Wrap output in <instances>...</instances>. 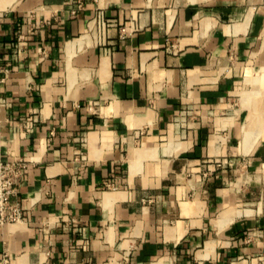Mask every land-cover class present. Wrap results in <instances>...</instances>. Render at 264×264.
<instances>
[{"label": "crops", "instance_id": "1", "mask_svg": "<svg viewBox=\"0 0 264 264\" xmlns=\"http://www.w3.org/2000/svg\"><path fill=\"white\" fill-rule=\"evenodd\" d=\"M84 1L0 0V264H264V0Z\"/></svg>", "mask_w": 264, "mask_h": 264}, {"label": "built area", "instance_id": "2", "mask_svg": "<svg viewBox=\"0 0 264 264\" xmlns=\"http://www.w3.org/2000/svg\"><path fill=\"white\" fill-rule=\"evenodd\" d=\"M85 5L84 0H74L71 15L76 16ZM100 20V18H99ZM100 21H98V24ZM137 31L135 26H122L119 29V38L126 39ZM232 58V57H231ZM7 68H0V74H7ZM96 103H88L87 110L92 111ZM222 163H215L214 168L207 167L199 173L198 181H203ZM27 161L22 157H17L11 161H0V227L14 224L23 220V208L20 203L14 201L19 192V188L25 179L27 171ZM6 262V259L4 260Z\"/></svg>", "mask_w": 264, "mask_h": 264}]
</instances>
